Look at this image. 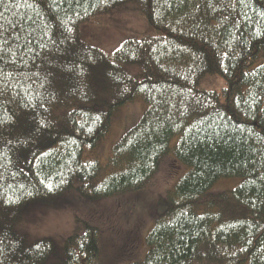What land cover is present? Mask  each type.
<instances>
[{
  "label": "trees",
  "instance_id": "1",
  "mask_svg": "<svg viewBox=\"0 0 264 264\" xmlns=\"http://www.w3.org/2000/svg\"><path fill=\"white\" fill-rule=\"evenodd\" d=\"M122 9L148 33L85 42L84 25ZM163 170L169 185L141 196ZM60 199L130 209L135 244L78 216L60 249L18 230ZM0 264H264V0H0Z\"/></svg>",
  "mask_w": 264,
  "mask_h": 264
},
{
  "label": "rangeland",
  "instance_id": "2",
  "mask_svg": "<svg viewBox=\"0 0 264 264\" xmlns=\"http://www.w3.org/2000/svg\"><path fill=\"white\" fill-rule=\"evenodd\" d=\"M145 30H147V26L140 15L129 9H122L97 15L82 27L81 33L82 38L86 40L85 42L110 50L126 37L137 35L141 32L148 33V31L143 32ZM223 85V80L219 76H206L199 81V86L207 90H219ZM141 112V101L124 105L113 117L112 131L109 138L101 146L102 150L108 151L110 145L118 140L122 132L137 122ZM170 180L171 178L169 179L166 176L165 170L161 171L154 182L149 185L150 187L147 191L141 196L148 199L150 197L148 194L161 193L169 185ZM236 183L237 179L220 180L214 185L213 190L220 191L233 187ZM61 202L62 200L60 199L51 206L47 204L32 205L22 214V221L18 225V230L33 237L50 236L55 239L58 249H60L63 237L74 228V216H78L82 219H92L98 224H105L111 227V235L107 237L109 242L113 241L120 245H125L129 241V246L124 248L127 249V252L130 246L135 244V235L130 232L126 233V230L122 227L123 224H134L131 222V210L120 206L116 201H103L94 204V206H87V208H84L82 204L76 205L74 199H70L64 205L59 206ZM141 216L142 218H136L132 221L136 222L135 224H139L141 221L142 223L146 222L145 208L141 209ZM143 218L145 219L143 220ZM139 232V230L136 231L140 237L142 230L140 234Z\"/></svg>",
  "mask_w": 264,
  "mask_h": 264
}]
</instances>
